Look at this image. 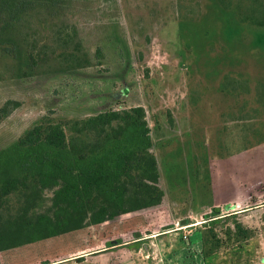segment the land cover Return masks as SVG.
<instances>
[{
    "label": "rangeland",
    "instance_id": "rangeland-1",
    "mask_svg": "<svg viewBox=\"0 0 264 264\" xmlns=\"http://www.w3.org/2000/svg\"><path fill=\"white\" fill-rule=\"evenodd\" d=\"M33 2L0 49V264H264L263 134L210 127L223 31L261 36L264 0Z\"/></svg>",
    "mask_w": 264,
    "mask_h": 264
},
{
    "label": "crops",
    "instance_id": "crops-1",
    "mask_svg": "<svg viewBox=\"0 0 264 264\" xmlns=\"http://www.w3.org/2000/svg\"><path fill=\"white\" fill-rule=\"evenodd\" d=\"M227 11L230 12L225 9V13ZM232 25L230 23L228 32L223 29L224 45L212 65L218 107L212 109L214 124L210 127L220 146L247 148L251 144L246 140L253 141L251 136L255 131L263 134L264 139V72L261 69L264 66V31L258 36L253 24L246 27V21L239 29H233ZM242 119L245 126L251 125V131L238 129ZM256 121L260 124L258 128L252 127ZM249 132L251 135L247 134ZM256 145L264 144L257 141Z\"/></svg>",
    "mask_w": 264,
    "mask_h": 264
},
{
    "label": "trees",
    "instance_id": "trees-1",
    "mask_svg": "<svg viewBox=\"0 0 264 264\" xmlns=\"http://www.w3.org/2000/svg\"><path fill=\"white\" fill-rule=\"evenodd\" d=\"M34 8L33 0H0V49L6 54H11L12 51L17 49V43L12 40L10 33L12 30H16L18 22L26 15L27 11ZM10 32V33H9ZM62 33L58 38L62 45L66 46L71 40L69 34L65 32ZM73 48L76 50V45H73ZM73 49V50H74ZM68 61L73 63L74 67L87 65L89 62L85 59L80 58L79 56L74 55L72 52L66 53ZM100 52L97 51L96 57L100 58ZM65 58V57H64ZM37 59L43 61L42 58L36 56L34 58L32 55L29 56V60L32 64H38ZM120 244V241H114L112 244L107 243V247H112ZM47 264V263H44Z\"/></svg>",
    "mask_w": 264,
    "mask_h": 264
},
{
    "label": "water",
    "instance_id": "water-1",
    "mask_svg": "<svg viewBox=\"0 0 264 264\" xmlns=\"http://www.w3.org/2000/svg\"><path fill=\"white\" fill-rule=\"evenodd\" d=\"M113 243V242H112Z\"/></svg>",
    "mask_w": 264,
    "mask_h": 264
}]
</instances>
